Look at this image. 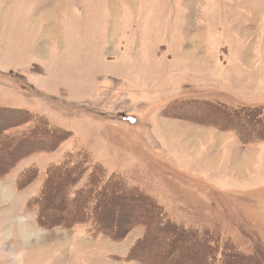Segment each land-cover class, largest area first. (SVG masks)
<instances>
[{
	"label": "rangeland",
	"instance_id": "1",
	"mask_svg": "<svg viewBox=\"0 0 264 264\" xmlns=\"http://www.w3.org/2000/svg\"><path fill=\"white\" fill-rule=\"evenodd\" d=\"M253 110L264 0H0V174L36 202L61 165L44 224L82 219L83 191L122 232L63 224L25 264H264Z\"/></svg>",
	"mask_w": 264,
	"mask_h": 264
},
{
	"label": "clouds",
	"instance_id": "2",
	"mask_svg": "<svg viewBox=\"0 0 264 264\" xmlns=\"http://www.w3.org/2000/svg\"><path fill=\"white\" fill-rule=\"evenodd\" d=\"M22 180L19 166L0 174V264H25L33 249L63 230L40 222V208L31 204L36 193L22 190Z\"/></svg>",
	"mask_w": 264,
	"mask_h": 264
},
{
	"label": "trees",
	"instance_id": "3",
	"mask_svg": "<svg viewBox=\"0 0 264 264\" xmlns=\"http://www.w3.org/2000/svg\"><path fill=\"white\" fill-rule=\"evenodd\" d=\"M214 106H217L218 108V105H214ZM222 106H220L219 108H221ZM217 110H220V109H217ZM223 110V109H222ZM221 111V110H220ZM225 112V110H223ZM257 110H253V112L251 111L250 113L252 115H257V118H261L263 119V117L261 116L262 114H264V112H255ZM2 113L6 114V111H1ZM222 112V111H221ZM226 113V112H225ZM256 120V119H255ZM253 119V121H255ZM259 121V120H257ZM1 123H4L3 121H0V124ZM259 123H261V121H259ZM6 124V123H4ZM7 126V124L5 125ZM250 129H252L251 131L254 132V133H257L255 132V127H253V124L251 127H249ZM4 129V128H1V130ZM57 134L56 133H52V136H56ZM8 166V165H5V167ZM10 167V166H9ZM61 167V165H54V166H50L49 169H48V172L46 174V177L44 179V182L43 183V187H42V190L39 194V197L37 198L36 202L35 201H31V203L35 204V206L39 207L40 208V222L41 223H46L47 221H50L48 219H46L44 217V213L42 211V204L43 203H47V200H48V189H47V184L49 183V180L51 179V182H52V179L53 178H56L58 177V171H59V168ZM4 169H0L1 172H3ZM35 174L34 176L36 175V171H34ZM67 174V173H66ZM68 175V174H67ZM64 199L67 200L68 202H70V205L74 210H78L79 212L78 213H81L82 214V219H78V220H72V221H69V220H59V224L58 225H62L64 226L63 224H66V226H72L74 224H80V223H89L90 225V232L92 231L93 235L94 236H97L99 235L98 233L100 234H106L108 237H110L112 240L116 241L118 238H120L122 236V232H121V235H119V237H116L114 238L110 231H106L107 227L105 228H101V225H100V218H99V214H100V210L101 208L98 206L100 202L99 199L95 200L97 201V203L95 204L94 202V205L92 204L91 206L88 204L85 203V194L83 193V191H81L80 193H76L74 196H70L69 194L67 195L66 197V193L67 192H64ZM135 193H137L138 196H141L140 194H142L140 191L138 190H135ZM143 195V194H142ZM146 199H148V197L145 196ZM149 200V199H148ZM73 213V212H72ZM73 214H76V213H73ZM61 219V218H59ZM72 223V224H70ZM130 225V224H129ZM133 225V224H132ZM65 226V227H66ZM105 229V230H104ZM114 234V233H113ZM208 250V249H207Z\"/></svg>",
	"mask_w": 264,
	"mask_h": 264
},
{
	"label": "crops",
	"instance_id": "4",
	"mask_svg": "<svg viewBox=\"0 0 264 264\" xmlns=\"http://www.w3.org/2000/svg\"><path fill=\"white\" fill-rule=\"evenodd\" d=\"M83 237L85 238V240H92L93 241V238H90V236H86V235H83ZM100 240V239H99ZM97 241V240H96ZM87 245H90V244H87ZM120 255H122V252H120ZM109 256H111V255H109ZM107 259V258H106ZM107 261H108V259H107ZM109 262V261H108Z\"/></svg>",
	"mask_w": 264,
	"mask_h": 264
},
{
	"label": "bare ground",
	"instance_id": "5",
	"mask_svg": "<svg viewBox=\"0 0 264 264\" xmlns=\"http://www.w3.org/2000/svg\"><path fill=\"white\" fill-rule=\"evenodd\" d=\"M54 30V29H53ZM56 31V30H55ZM217 110V109H216ZM220 112V111H219ZM217 113V112H216ZM263 128H264V126H263ZM120 191V190H119ZM131 197H132V195H131ZM132 199H134V198H132Z\"/></svg>",
	"mask_w": 264,
	"mask_h": 264
}]
</instances>
